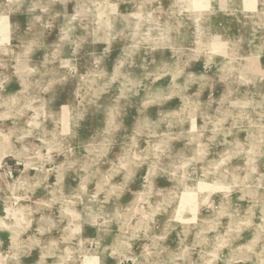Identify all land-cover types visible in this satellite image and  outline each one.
<instances>
[{
	"label": "clouds",
	"instance_id": "obj_1",
	"mask_svg": "<svg viewBox=\"0 0 264 264\" xmlns=\"http://www.w3.org/2000/svg\"><path fill=\"white\" fill-rule=\"evenodd\" d=\"M0 264H264V0H0Z\"/></svg>",
	"mask_w": 264,
	"mask_h": 264
},
{
	"label": "rangeland",
	"instance_id": "obj_2",
	"mask_svg": "<svg viewBox=\"0 0 264 264\" xmlns=\"http://www.w3.org/2000/svg\"><path fill=\"white\" fill-rule=\"evenodd\" d=\"M109 68H110V64H109ZM13 87H15V86H13ZM179 102L178 101H174L173 102V105H171V106H175V105H177ZM155 114V110H153V115ZM128 124H129V126L131 125V123H132V119H131V116L129 117V119L126 121Z\"/></svg>",
	"mask_w": 264,
	"mask_h": 264
}]
</instances>
